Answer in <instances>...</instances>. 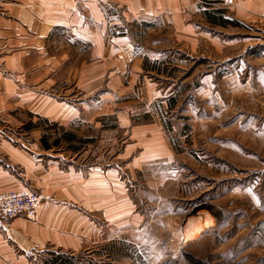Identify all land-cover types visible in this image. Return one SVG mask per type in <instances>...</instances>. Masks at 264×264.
I'll return each instance as SVG.
<instances>
[{
	"label": "rangeland",
	"instance_id": "rangeland-1",
	"mask_svg": "<svg viewBox=\"0 0 264 264\" xmlns=\"http://www.w3.org/2000/svg\"><path fill=\"white\" fill-rule=\"evenodd\" d=\"M198 5L194 35L185 40L113 7L112 30L134 44L124 70H110L108 62L94 67L91 46L60 39L50 50L52 64L62 66L54 80L29 84L33 75L23 77L22 97L39 102L22 99L0 114V143L86 172L111 171L128 195L123 215L119 206L115 215L89 217L101 227L99 238H84L76 251L47 246L28 264L55 255L72 264H264V15L242 19L231 0ZM206 12H220L228 24H212ZM100 77L103 83L88 88ZM47 98L65 103L64 111L86 104L101 117L96 125L92 118L55 121ZM45 137L53 149L41 148ZM5 192L33 193L39 206L33 218L0 220L38 217L39 191Z\"/></svg>",
	"mask_w": 264,
	"mask_h": 264
},
{
	"label": "crops",
	"instance_id": "crops-1",
	"mask_svg": "<svg viewBox=\"0 0 264 264\" xmlns=\"http://www.w3.org/2000/svg\"><path fill=\"white\" fill-rule=\"evenodd\" d=\"M231 1L242 19L264 15V0ZM199 2L0 0V114L6 113L9 105L15 106V110L22 99L25 102L37 101L22 97V86L28 84L23 80L24 76L33 75L28 79L29 84H38L42 78L54 80L52 73L62 66L52 64L55 58L50 50L60 39L91 46L90 60L94 67L105 66L104 62H108L110 70L118 72L126 69V61H131L134 54V44L129 36L117 35L112 30L115 19L113 7L123 8L125 17L134 21L165 24L177 32L180 40H185L194 35L192 17L198 11ZM115 21V24L121 23ZM146 55L151 60L160 58ZM146 55L143 62L148 60ZM139 61L135 62L136 65L140 64ZM135 68L139 69L137 66ZM6 73L12 74L13 79L5 78ZM102 81L100 77L95 84L87 87L96 88ZM144 84L147 91H151L150 99H157L155 85L148 80ZM45 101L46 104L51 102L45 109L54 112L47 116L65 124L92 118V123L96 125L101 117L98 116L96 120V110H87L86 104L77 109L68 106L64 111L62 105L65 103L49 98ZM33 107L38 108L36 105ZM41 148L46 149L42 143ZM16 167L22 168L23 173L15 172ZM5 189L39 191L43 203L35 220L22 217L0 220V264H28L31 254L45 251L47 246L76 251L84 238L93 240L101 236V227L96 225L93 218H89L91 215L104 211L115 215L119 206L123 215L124 209L128 208L126 188L119 184L117 176L111 171L101 173L93 168L86 172L81 168L66 166L56 159L45 160L39 155L28 154L3 142L0 143V191ZM119 200L122 201L118 203Z\"/></svg>",
	"mask_w": 264,
	"mask_h": 264
},
{
	"label": "built area",
	"instance_id": "built-area-1",
	"mask_svg": "<svg viewBox=\"0 0 264 264\" xmlns=\"http://www.w3.org/2000/svg\"><path fill=\"white\" fill-rule=\"evenodd\" d=\"M30 203V206L27 204ZM39 199L33 195L20 194L16 192H5L0 194V217L13 218L22 213H26L29 218L34 217L37 211Z\"/></svg>",
	"mask_w": 264,
	"mask_h": 264
},
{
	"label": "trees",
	"instance_id": "trees-1",
	"mask_svg": "<svg viewBox=\"0 0 264 264\" xmlns=\"http://www.w3.org/2000/svg\"><path fill=\"white\" fill-rule=\"evenodd\" d=\"M206 16L208 17V19L210 20V22L214 25H222V26H226L228 23L226 21H224L220 15V12H206ZM175 102H173L172 105H174ZM171 105V106H172ZM32 127V126H31ZM67 138L69 140H71V136H67ZM43 142V145L46 149H50V146L47 142V139L46 137L43 138L42 140ZM59 142L60 141H55L54 145H59ZM47 264H72V262L67 259V258H64L62 256H59V255H55L51 258V260L48 261Z\"/></svg>",
	"mask_w": 264,
	"mask_h": 264
},
{
	"label": "bare ground",
	"instance_id": "bare-ground-1",
	"mask_svg": "<svg viewBox=\"0 0 264 264\" xmlns=\"http://www.w3.org/2000/svg\"><path fill=\"white\" fill-rule=\"evenodd\" d=\"M37 206H39V204ZM203 226L204 227H208L209 225L208 224H203L200 227H203ZM200 227L195 232H191V233L187 234L186 238H189V237H192V236H196L199 233ZM263 229H264V225H263Z\"/></svg>",
	"mask_w": 264,
	"mask_h": 264
}]
</instances>
